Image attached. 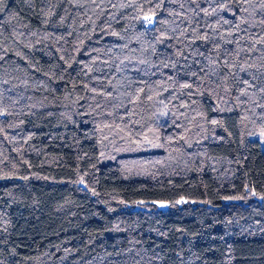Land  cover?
<instances>
[{
	"label": "trees",
	"instance_id": "obj_1",
	"mask_svg": "<svg viewBox=\"0 0 264 264\" xmlns=\"http://www.w3.org/2000/svg\"><path fill=\"white\" fill-rule=\"evenodd\" d=\"M258 133L264 0H0V264H264Z\"/></svg>",
	"mask_w": 264,
	"mask_h": 264
},
{
	"label": "rangeland",
	"instance_id": "obj_2",
	"mask_svg": "<svg viewBox=\"0 0 264 264\" xmlns=\"http://www.w3.org/2000/svg\"><path fill=\"white\" fill-rule=\"evenodd\" d=\"M252 138H256L259 140L260 142V146L261 148L264 150V133H258V134H255V135H252ZM166 205L165 207H161L160 205ZM156 206L160 209H165L168 207V203L166 202H157L156 203Z\"/></svg>",
	"mask_w": 264,
	"mask_h": 264
},
{
	"label": "snow or ice",
	"instance_id": "obj_3",
	"mask_svg": "<svg viewBox=\"0 0 264 264\" xmlns=\"http://www.w3.org/2000/svg\"><path fill=\"white\" fill-rule=\"evenodd\" d=\"M146 19H149V18L146 17ZM253 194H255V193H253ZM261 199H264V197H261ZM160 206H161V207H165L166 205H163V204H162V205H160Z\"/></svg>",
	"mask_w": 264,
	"mask_h": 264
}]
</instances>
